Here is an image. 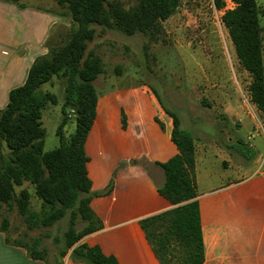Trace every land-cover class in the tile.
I'll return each mask as SVG.
<instances>
[{"label":"trees","instance_id":"1","mask_svg":"<svg viewBox=\"0 0 264 264\" xmlns=\"http://www.w3.org/2000/svg\"><path fill=\"white\" fill-rule=\"evenodd\" d=\"M9 1L28 6L21 0ZM53 1L62 8L58 13L70 23L52 26L44 43L47 53L35 58L25 83L10 91L6 107L0 109V208L13 209L16 205L30 231L50 228L68 214L69 226L62 239H55L56 243L62 240L63 245L54 262L48 260L47 248L41 247V236L31 242L11 238L7 234L11 222L6 215L0 231L6 233L8 243L25 248L30 257L46 264H61L67 255L84 264H120L116 256L106 255L99 245L82 241L103 227L91 207L92 198L113 189L112 181L105 190L93 192L88 174L86 141L100 97L95 81L104 73L102 57L88 46L97 34V27L127 35L142 33L157 40L163 22L178 11L181 0H139L131 8L109 0ZM231 1L235 6L224 11L222 21L242 67L251 76V100L264 110V25L260 7L257 0ZM214 4L223 9L226 0H214ZM55 77L64 81L66 91L63 120L56 131L60 145L45 151L42 116L48 104L58 103V97L51 91H41L40 87L53 82ZM69 109L75 111L77 121L71 139L64 130ZM166 113L173 119L171 139L178 153L155 164L165 172V181L157 187L158 191L173 207L141 219L140 225L162 264H202L205 251L195 174L197 144L193 135L181 128L179 118L169 110ZM122 123L124 127L127 125L125 115ZM145 164L149 166L151 162ZM27 182L35 187L38 209L33 207L28 187L16 190ZM79 221L82 226H78Z\"/></svg>","mask_w":264,"mask_h":264},{"label":"rangeland","instance_id":"2","mask_svg":"<svg viewBox=\"0 0 264 264\" xmlns=\"http://www.w3.org/2000/svg\"><path fill=\"white\" fill-rule=\"evenodd\" d=\"M109 1L120 2L125 8L139 2ZM257 1L264 25V0ZM21 2L56 13L62 10L53 0ZM234 6L231 0H226L223 9L216 8L214 0H181L178 11L163 22V31L157 40H151L142 33L127 35L119 30L97 27V34L88 49L98 53L104 62V73L95 81L100 95H113L120 89L146 86L163 110L174 113L180 120L181 128L193 135L197 144L195 174L199 194L215 190L213 194L222 197L231 192L230 183L239 181V186L242 185V188L238 187L241 190L240 201L231 208V216H264V212H255L245 206L244 195L253 189L254 181L264 178V110L251 100V76L242 67L222 21L224 11ZM65 20L69 25L68 18ZM40 90L51 91L58 97V103L48 104L42 116L46 131L44 150L50 151L60 145L56 131L63 120L64 81L55 77L53 82L43 84ZM120 95L115 98L122 102ZM68 113L64 130L67 138L71 139L77 121L73 109H69ZM111 135V132L105 135L102 150H97L95 155L90 152L89 156L98 163L103 177L108 167L118 160L109 181V184L113 181L114 186L115 177L123 170L125 160L119 158L118 137ZM145 158H140L137 164L151 178L149 167L145 164L150 161ZM137 159L133 157L128 162L132 164ZM25 186L32 192L33 207L40 208L34 185L27 182L17 186V192ZM256 188L264 189V184H257ZM244 190L248 192L243 193ZM229 208L226 201L217 215L228 214ZM5 215L11 222L7 231L11 238L31 242L41 236V247L47 248L48 260L54 262L58 258L63 243L62 240L56 243L55 239L63 238L69 226V214L50 228L31 231L16 205L13 209L0 208V225ZM82 225L79 221L78 226ZM25 232L28 235H24Z\"/></svg>","mask_w":264,"mask_h":264},{"label":"crops","instance_id":"3","mask_svg":"<svg viewBox=\"0 0 264 264\" xmlns=\"http://www.w3.org/2000/svg\"><path fill=\"white\" fill-rule=\"evenodd\" d=\"M65 19L42 7H21L15 2L0 0V109L6 107L10 91L25 83L35 58L47 53L44 43L52 26L68 25ZM118 94H121L122 102L115 98ZM113 95H100L96 119L86 141L92 191L105 190L118 165L117 160L103 177L98 163L89 156L90 152L95 155L97 150L104 148L105 135L109 132L118 137L119 158L125 161L123 170L115 177L112 191L92 198L91 207L102 220L103 227L82 241L91 246L99 245L106 255L116 256L120 264H162L146 238L140 220L173 207L158 191L157 187L165 181V172L154 164L165 162L178 153L171 139L173 119L146 86L120 89ZM124 115L127 119L125 127L122 123ZM133 157L138 159L130 164L128 160ZM142 157L151 162L148 166L151 178L137 164ZM238 183H230L231 192L222 197L214 195L215 190L198 195L205 251L202 264H264V216H231V208L240 201L238 187L242 188V185ZM257 184H264V178L254 181L251 191H243L248 192L244 195L245 206L255 212H264V193L261 192L264 189H257ZM226 201L230 206L228 214L217 215ZM0 264L46 262L30 257L21 246L8 243L6 233L0 231ZM61 264L84 263L66 256Z\"/></svg>","mask_w":264,"mask_h":264}]
</instances>
